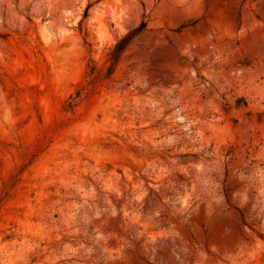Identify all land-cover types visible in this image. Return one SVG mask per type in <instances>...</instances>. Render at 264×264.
<instances>
[{"label": "rangeland", "instance_id": "1", "mask_svg": "<svg viewBox=\"0 0 264 264\" xmlns=\"http://www.w3.org/2000/svg\"><path fill=\"white\" fill-rule=\"evenodd\" d=\"M0 264H264V0H0Z\"/></svg>", "mask_w": 264, "mask_h": 264}, {"label": "trees", "instance_id": "2", "mask_svg": "<svg viewBox=\"0 0 264 264\" xmlns=\"http://www.w3.org/2000/svg\"><path fill=\"white\" fill-rule=\"evenodd\" d=\"M145 22L141 21L139 25L131 29L128 33L121 36L116 40L113 47L110 50V58L113 61H116L120 55V53L127 47V45L131 42L134 36L139 34L145 29Z\"/></svg>", "mask_w": 264, "mask_h": 264}]
</instances>
